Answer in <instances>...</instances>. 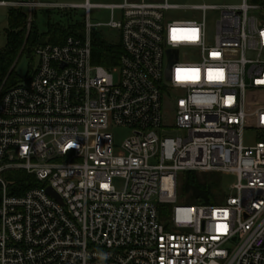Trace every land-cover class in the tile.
Wrapping results in <instances>:
<instances>
[{
    "label": "built area",
    "instance_id": "built-area-1",
    "mask_svg": "<svg viewBox=\"0 0 264 264\" xmlns=\"http://www.w3.org/2000/svg\"><path fill=\"white\" fill-rule=\"evenodd\" d=\"M0 7L84 13L81 33L39 46L38 68L0 89V264H264V0ZM101 31L118 32L102 36L122 45L115 67L93 62ZM115 129L130 131L120 146ZM13 171L36 185L11 195ZM191 172L236 181L223 204L188 206Z\"/></svg>",
    "mask_w": 264,
    "mask_h": 264
},
{
    "label": "trees",
    "instance_id": "trees-1",
    "mask_svg": "<svg viewBox=\"0 0 264 264\" xmlns=\"http://www.w3.org/2000/svg\"><path fill=\"white\" fill-rule=\"evenodd\" d=\"M23 2L27 0H9ZM73 18V14L64 15ZM34 17V14H33ZM25 8H13L8 11V28L5 31L6 46L0 50V89L7 90L20 84L23 80L15 69L20 58L27 54L34 60L36 49L42 45H61L65 40L81 33L82 24L70 25L68 28L60 24L47 26L46 33H40ZM123 48L120 42L111 43L102 35L93 36V62L106 68L119 64ZM19 59V60H18ZM4 178L11 182V195H22L35 186V179L25 171H13L4 174ZM2 187L0 185V199ZM178 197L184 205H221L224 203L225 193L221 175L216 173H184L178 178Z\"/></svg>",
    "mask_w": 264,
    "mask_h": 264
},
{
    "label": "rangeland",
    "instance_id": "rangeland-1",
    "mask_svg": "<svg viewBox=\"0 0 264 264\" xmlns=\"http://www.w3.org/2000/svg\"><path fill=\"white\" fill-rule=\"evenodd\" d=\"M34 2H43L49 4H59V5H82L86 0H33ZM92 4H120L124 0H90ZM243 0H170L172 4L187 5V6H232L239 5ZM13 8L0 7V50L4 49L6 46L5 31L8 28L7 15L8 11ZM29 19L32 14H34L33 21L38 28L40 33L47 32V26L51 24H60L63 27L68 28L70 25H76L82 21L84 17L83 11H73L70 13L74 14L73 18L64 17L62 15L63 11L60 10H48L47 8H35L32 13L27 10ZM175 18H185L189 19L192 16L189 13L175 12ZM214 13L209 12L207 14L208 22H212L214 19ZM111 19V12L104 9H93L92 10V20L94 23H107ZM30 22V20H29ZM101 35L108 40L115 41L118 39V32L115 31H101ZM19 60V59H18ZM39 66V59L35 58L32 60L27 54L23 55L15 69V73L22 78L23 83ZM170 121L171 118L169 117ZM130 135L129 130L115 129L114 136L117 145H122L125 139ZM252 135L247 133V140H252ZM223 189L225 192H229V188L236 181L235 176H225L221 175Z\"/></svg>",
    "mask_w": 264,
    "mask_h": 264
},
{
    "label": "crops",
    "instance_id": "crops-1",
    "mask_svg": "<svg viewBox=\"0 0 264 264\" xmlns=\"http://www.w3.org/2000/svg\"><path fill=\"white\" fill-rule=\"evenodd\" d=\"M33 1V0H32ZM37 3H42V4H45V3H43V2H37Z\"/></svg>",
    "mask_w": 264,
    "mask_h": 264
},
{
    "label": "snow or ice",
    "instance_id": "snow-or-ice-1",
    "mask_svg": "<svg viewBox=\"0 0 264 264\" xmlns=\"http://www.w3.org/2000/svg\"><path fill=\"white\" fill-rule=\"evenodd\" d=\"M191 31H193V32H194L195 30L193 29V30H191Z\"/></svg>",
    "mask_w": 264,
    "mask_h": 264
}]
</instances>
